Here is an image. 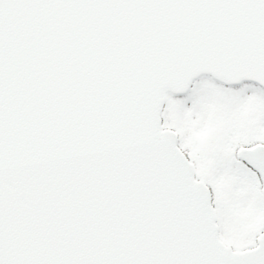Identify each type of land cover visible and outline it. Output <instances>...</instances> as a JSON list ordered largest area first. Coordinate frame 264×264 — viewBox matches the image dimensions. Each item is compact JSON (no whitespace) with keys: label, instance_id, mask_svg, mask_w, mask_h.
<instances>
[{"label":"snow or ice","instance_id":"obj_1","mask_svg":"<svg viewBox=\"0 0 264 264\" xmlns=\"http://www.w3.org/2000/svg\"><path fill=\"white\" fill-rule=\"evenodd\" d=\"M0 264H264V0H0Z\"/></svg>","mask_w":264,"mask_h":264}]
</instances>
